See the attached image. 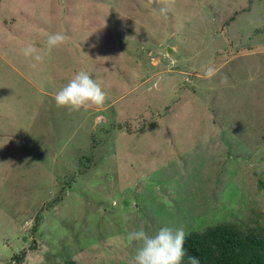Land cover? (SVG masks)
I'll return each mask as SVG.
<instances>
[{"label":"rangeland","instance_id":"374dc122","mask_svg":"<svg viewBox=\"0 0 264 264\" xmlns=\"http://www.w3.org/2000/svg\"><path fill=\"white\" fill-rule=\"evenodd\" d=\"M247 1L0 0V264H131L140 225L264 228V0L224 26ZM81 70L104 106L57 108Z\"/></svg>","mask_w":264,"mask_h":264},{"label":"clouds","instance_id":"9594fccd","mask_svg":"<svg viewBox=\"0 0 264 264\" xmlns=\"http://www.w3.org/2000/svg\"><path fill=\"white\" fill-rule=\"evenodd\" d=\"M177 0H148L149 4L159 6V13H167L176 6ZM68 37L62 32L51 33L47 37L45 50L38 49L33 42L20 48V54L29 61V66L36 68L42 64L45 57L53 49L65 44ZM218 69L207 67L204 78L211 79L216 76ZM227 76L221 78V84H227ZM107 99L101 84L92 78L89 72L81 70L73 73L66 85L61 87L54 95L53 100L57 108H64L69 112H87L104 106ZM186 233L183 228L172 229L160 227L154 234L145 231L143 225L129 231L126 241L129 246H135L131 264H200V261L187 255L185 245Z\"/></svg>","mask_w":264,"mask_h":264},{"label":"trees","instance_id":"16d2710c","mask_svg":"<svg viewBox=\"0 0 264 264\" xmlns=\"http://www.w3.org/2000/svg\"><path fill=\"white\" fill-rule=\"evenodd\" d=\"M255 0H248L247 6L241 7L224 22V26H229L241 13L251 10ZM168 111L165 109L162 115ZM159 115V116H162ZM157 120L152 119L149 122L142 123L137 132H142L146 126L155 125ZM118 128L126 127L127 132L133 133V125L125 121L117 125ZM97 143V141H95ZM94 141L91 147L94 148ZM89 164L90 158L82 157ZM68 184V183H67ZM63 192L57 196L53 203H59L62 200ZM51 204V203H50ZM49 205V204H48ZM41 221V215H36L32 224V232L35 233ZM35 241L32 242L30 249L35 248ZM187 255L196 257L200 264H264V228L254 224V226H237L231 223H222L216 226L208 227L202 232H190L185 237L184 245ZM25 251L12 257L13 262L21 264ZM66 264H74L73 261H66ZM187 264V257L185 258Z\"/></svg>","mask_w":264,"mask_h":264},{"label":"water","instance_id":"95a60500","mask_svg":"<svg viewBox=\"0 0 264 264\" xmlns=\"http://www.w3.org/2000/svg\"><path fill=\"white\" fill-rule=\"evenodd\" d=\"M168 50H170V48H168Z\"/></svg>","mask_w":264,"mask_h":264}]
</instances>
